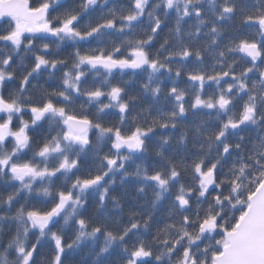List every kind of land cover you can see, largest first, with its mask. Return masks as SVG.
Wrapping results in <instances>:
<instances>
[{"label": "snow or ice", "instance_id": "snow-or-ice-1", "mask_svg": "<svg viewBox=\"0 0 264 264\" xmlns=\"http://www.w3.org/2000/svg\"><path fill=\"white\" fill-rule=\"evenodd\" d=\"M88 255L264 264V0H0V264Z\"/></svg>", "mask_w": 264, "mask_h": 264}, {"label": "clouds", "instance_id": "clouds-1", "mask_svg": "<svg viewBox=\"0 0 264 264\" xmlns=\"http://www.w3.org/2000/svg\"><path fill=\"white\" fill-rule=\"evenodd\" d=\"M93 261H94L93 255H88L85 257V264H93ZM98 264H103V258L101 259L100 262H98Z\"/></svg>", "mask_w": 264, "mask_h": 264}, {"label": "trees", "instance_id": "trees-1", "mask_svg": "<svg viewBox=\"0 0 264 264\" xmlns=\"http://www.w3.org/2000/svg\"><path fill=\"white\" fill-rule=\"evenodd\" d=\"M133 87L135 88V87H137V86L133 85ZM81 255H83V254H81ZM76 259H79V257H76Z\"/></svg>", "mask_w": 264, "mask_h": 264}]
</instances>
